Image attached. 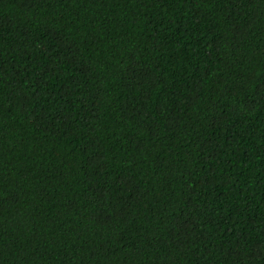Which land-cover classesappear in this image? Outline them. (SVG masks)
I'll use <instances>...</instances> for the list:
<instances>
[{
  "label": "trees",
  "instance_id": "16d2710c",
  "mask_svg": "<svg viewBox=\"0 0 264 264\" xmlns=\"http://www.w3.org/2000/svg\"><path fill=\"white\" fill-rule=\"evenodd\" d=\"M0 264H264V0H0Z\"/></svg>",
  "mask_w": 264,
  "mask_h": 264
}]
</instances>
